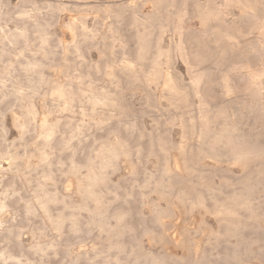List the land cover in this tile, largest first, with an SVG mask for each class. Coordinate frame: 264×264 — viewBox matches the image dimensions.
I'll return each mask as SVG.
<instances>
[{
  "label": "rangeland",
  "instance_id": "374dc122",
  "mask_svg": "<svg viewBox=\"0 0 264 264\" xmlns=\"http://www.w3.org/2000/svg\"><path fill=\"white\" fill-rule=\"evenodd\" d=\"M152 1L0 0V77H6L1 84L2 91L18 82L29 84L27 76L31 75H27L22 66L32 59L42 64L41 70L34 72L32 77L41 73L46 81L40 93L33 98L40 113L45 112L42 100L49 98L50 87L55 81L70 83L74 91L93 82L90 84L92 89L106 88L118 98V109H112L111 118L104 121H101L99 113L92 118L82 114L83 109H88L85 101L78 103L73 113L63 111L49 115L51 122L60 119L50 149L49 146L45 149L54 164L52 173H55L51 180L39 174L42 169L37 167L38 149L42 144L38 136L39 117L28 123L24 131L18 128L15 117L23 122L24 103L11 94L7 98L0 92V165L6 167V171H0V189H8L10 196L5 198L8 206L0 214V251H4L6 256V261L0 260V264H145L147 260L146 264H264V89L254 92L257 81L252 75L264 65V0H239L252 6L245 9L228 0H210L218 14L205 24L198 19L196 3L204 5L208 0H167L168 7L160 12L154 10ZM177 13L183 14L181 21ZM144 16L147 22H140ZM72 19L81 20L84 24L83 29H77L74 42L71 31L65 28ZM144 24H149V27ZM217 26L233 29L235 34L232 41L222 39L219 42V46L227 47L219 58V65L189 70L179 51L183 49L187 62L196 64L206 52L202 44ZM145 28H151L150 33ZM38 29L42 30L45 40L38 37ZM19 30L25 31V37L16 43L7 40L9 33ZM139 33L148 39L149 54L145 53L142 72L135 80L121 66L140 53L142 34ZM209 48L213 49L214 44L210 43ZM158 49L171 51H168L171 59L169 69L165 55L160 56L161 77L169 70L174 71L172 75L177 83L187 87L195 131L187 133L185 144L180 110L172 106L164 95L161 81L154 83L145 79V73L151 72L150 61ZM212 63V60L206 61L200 67ZM111 72L115 76H111ZM193 74L201 75L195 90L189 87ZM224 75H228V82L223 81ZM199 98L208 105V118L214 128L223 123V118L216 115L219 107H223L231 118V104L240 103L238 127L247 143L259 150L246 167L205 158L189 162L192 171L184 170L178 148L187 146L194 151L197 146ZM75 127L79 131L75 136L77 140L74 137L68 150L67 147L63 149L62 139ZM115 139L123 140L131 152V162L120 156L115 167L106 170L105 183L98 187L103 192L105 212L109 217L106 216L107 225L103 228L97 226L91 222L87 210L76 209L73 213L77 217L78 230H72L67 221L57 232L35 201L33 190L42 183L50 192L57 194L59 201L50 204L52 213L64 210L66 216L70 215L72 209L67 205L82 202V197L73 189L75 180L67 173L71 159L83 165L89 158L95 159L96 151L104 142ZM7 152L19 153L16 167L9 168ZM58 159L64 163L60 169L57 167ZM166 165L170 169L169 176L163 175ZM85 172L82 168L81 173ZM159 177H165L170 185V194L161 198L153 186ZM179 192L191 200L201 198L202 203L194 208H185L177 199ZM233 196L241 198L238 199L240 204L233 207L236 213L230 218L219 209ZM1 198L4 199L3 195ZM25 199L31 204L30 213L25 211ZM244 200L247 204L243 203ZM85 202L90 210H95L94 201L86 199ZM152 203L168 209L167 212L157 213L149 206ZM119 211L125 216L122 226L117 227L113 215ZM109 228L115 233L107 234ZM8 229L12 232L10 239L5 238ZM35 242H52L53 246L44 253L35 251L32 247ZM8 253L18 260L9 259ZM145 257L147 260L143 262Z\"/></svg>",
  "mask_w": 264,
  "mask_h": 264
},
{
  "label": "bare ground",
  "instance_id": "6f19581e",
  "mask_svg": "<svg viewBox=\"0 0 264 264\" xmlns=\"http://www.w3.org/2000/svg\"><path fill=\"white\" fill-rule=\"evenodd\" d=\"M166 1L167 0H153L152 3H153L154 10L160 12V10L165 9V6L168 7L169 4L167 5ZM228 1L230 3H234V4L239 5L241 7V9H245L246 7L247 8H252L251 5L248 6L246 4H242L240 2L241 0L240 1L239 0H228ZM185 5H186V3H185ZM121 6H124V5H121ZM134 7H133V10H134ZM177 7H178V5H177ZM183 7H184V4H183ZM126 9H129V8L127 7ZM180 11H182V10H180ZM139 12H137V13H139ZM196 14L198 15V19H199L200 23L205 24L209 20V18H211L213 16L214 17L217 16L218 9L215 7V5H213V3L210 0H208L204 5H202L200 3H196ZM182 15H183L182 13H177V17L179 18V21L182 20L181 19ZM156 17L158 18L157 15H156ZM141 20L142 21H140V22H143V23L147 22L145 16ZM199 21H198V23H199ZM155 22H157V21H155ZM149 24H150V22H149ZM149 24L148 25L144 24V25H147L149 27ZM139 25H140V23H139ZM144 25H143V27H144ZM65 26H66L65 27L66 29L71 31V34H72V37H73V42H74L75 36L77 35V29L80 30V28L81 29L84 28L83 22L81 20H78V19L70 20ZM140 27H142V26H140ZM172 27H173V25H172ZM213 28L214 29L211 30V34L207 35L206 42H204L202 44V47H204L206 49V52L204 53L203 56L199 57V59H198L196 64H190L189 62H187V60H186L187 57H186L185 52H183V49H181V52L179 51V54L181 53V57L186 62L187 68L189 70H193V69H209V68L218 66L219 65V63H218L219 62V58L222 56V54L225 52V49L227 48V47L219 46V42L222 39H227V40H231L232 41V39L235 37L233 29H230V28H227V27L224 28V27H221V26H217V27H213ZM21 29H23V28H21ZM145 29H149V28H145ZM150 29H149V33H150ZM176 29L179 30V26H177ZM38 30L40 31L38 37H40L41 40H45V36H44L42 30H40V29H38ZM154 30H155V27H154ZM35 32H32V33H35ZM37 34H38V32H37ZM139 34H138V36H139ZM141 34H142V37H141L142 39H140L141 40L140 53L137 55V57L134 56V57H136L135 59H132V60L127 59L125 62H123L122 66H121V68H123L124 70L128 71L130 73V75L132 76V78L135 79V80L139 79V74L142 72V63H143V60L145 59V56H146L145 53L148 50V39H147L146 36L143 35V33H141ZM147 34H148V31H147ZM152 34H153V32H152ZM22 37H25V31L24 30H19V31H15V32L9 33L6 38H7V40H9L10 42L13 43V42L17 41L19 38H22ZM0 41H2V40H0ZM23 41L25 42V39ZM77 41H78V39H77ZM198 42L200 43V41H198ZM201 43H202V39H201ZM210 43L214 44V48L213 49L209 48ZM9 44H11V43H9ZM0 45H2V43ZM26 45H27V43H26ZM221 45H222V43H221ZM73 46H74V44H73ZM76 46H77V44H76ZM228 46H230V44ZM0 48H1V46H0ZM38 48H39V46H38ZM41 48H43V46ZM6 49L9 51L8 48H5V50ZM66 49H67V47H66ZM174 49H175V47H174ZM67 50H69V49H67ZM168 51L163 52L162 50L158 49V52L156 53V55H154L153 59L152 60L150 59L151 60L150 61L151 62V65H150L151 72L145 73V79L148 80V81L154 82V83H158V82L161 81V84H162V87H163V90H164V95L169 100V102H170V104L172 106H174V107H176V108H178L180 110L179 114L181 113V115L183 117V120H181V121L183 122V141H184V144H185L186 143V139L188 138L187 137V133L189 132V133L192 134L195 131L194 130L195 127L193 126V124L191 122V120H192L191 109H190V105L191 104L188 101V98H187V95H186V92H187L186 91V88H187L186 84L184 85L185 87H182V86H180L177 83L176 79L172 75V73H174V71L170 72V70H169V72H167L164 75V77H161L162 66H161L160 56L162 54L165 55V57L164 56H162V57L166 58L165 64L167 65V68L169 69L170 68V64H171V61H170L171 59H170V56H169V52H171V51H169V52ZM0 53H2V52H0ZM135 53H136V51H135ZM147 53L149 54V52H147ZM28 57H30V56H28ZM211 60L213 62L212 63L213 65L212 64L211 65L208 64V66H205L204 68L200 67L202 65V63H204L206 61H211ZM148 61L149 60H147V62ZM172 63H173V61H172ZM21 64H23V63H21ZM186 64H185V66H186ZM41 65L42 64H40V63H38V62H36V61H34L32 59L31 60H27L26 63L23 64L22 69L24 70V72L27 75H31V77L27 76V78H29V84L28 85H24L23 81H22V83L18 82V83L14 84V85H11V88L9 87V89L7 91H2L1 90V84L3 83V81L5 80L6 77L5 78L0 77V92L4 96L6 95L7 98L9 97L8 94H11L16 99H18L22 103H24V105H23L24 106L23 122H21V121L19 122L17 120L18 117L17 116L15 117L16 118V126L18 128H20V129H22L24 131L28 127V123L36 121L37 117H39V119H38L39 122L37 121L38 122V127H39L38 136L41 139L39 141H41L42 144L40 143L41 146L38 149L39 152H38L37 158H38L39 164L37 165V167L42 169L41 170L42 173L40 171L39 174H43V177L45 179L53 180V174L55 172L52 173V166L54 164L52 165V160L48 158L45 149L48 146H49V149H50L51 141H52V138L55 136V134L57 132L58 124H59L60 119H57L55 122H51V120L49 119V115L53 114V113H57V112L60 114L63 111H67L69 113H73L74 112V108L78 106L77 104L81 103L82 101H85L87 103V105H88V109H86L84 107L85 109L82 110V114L88 115L90 118H92L93 115L99 113V114H101V121H104L105 119L111 118L112 113L110 111L112 109H114V108H117L118 104H117L116 100L118 98H116V94L115 93H112L111 91H109L106 88H101V89L99 88L98 90L92 89L90 84H92L93 82L89 83L88 86H86V87L84 86V89H80L79 91H74L73 88L71 87L70 83L60 84L59 82L55 81V82H53V84L50 87V91L48 93L49 94V98L45 99V100H42V106L45 109V112L44 113H40L39 110L37 109L36 104L33 101V98H34L35 95H38V93H40V90L42 89V84L45 85L46 81L43 78V75H41V73H39V75L36 76V77H32V74L34 72H39L41 70V68H42ZM15 66L16 65H14L13 67H15ZM173 68H174V65H173ZM19 69H20V67H19ZM107 70H109V69H107ZM173 70H175V69H173ZM223 70H225V68ZM118 71H119V69H118ZM201 72H203V71H201ZM225 73H226V70H225ZM14 74H16V72ZM63 75H65V74H63ZM252 75H253V78L256 79V81H257L256 82V88H255L254 92L255 91L256 92H261V90L264 89V81L262 80V76L264 75V65L262 66L261 69L255 70L252 73ZM111 76H115V74L113 72H111ZM175 76H177V75H175ZM227 76L226 75L223 76V81L224 82H228V77ZM200 77H201V75L199 76L197 74H193L191 76V81H190L189 87H191L192 89L195 90L197 85H198V83H199V80L201 79ZM78 81H80V80H78ZM70 82H71V80H70ZM199 101H200V103H199V126H198L199 129H197V132H196L197 133V146L194 149V151L192 150L191 147H187V146L186 147H181L180 146L178 148V155H179V157H180V159H181V161L183 163L184 170H187V171L191 170L192 171L193 168L191 169L188 166V163L189 162H194V161H200V160L203 161V159H205V158L212 159V160H214L216 162L224 161V162H227V163H230V164L246 167L247 164H248L249 159L251 157H254L257 154H259V150L255 146H252V144L250 146L249 143H247V140H246L244 134L240 131V129L238 127V123H239L238 120H239V117L241 115V105H240V103L239 102H234V103L231 104V109H230L231 110V118L226 113V111H225V109L223 107H219L217 109L216 115L223 118V123L218 128H214V127H212L211 122L209 121V118H208L209 117L208 105L201 98H199ZM14 102H16V101H14ZM229 120H231V121H229ZM196 128H197V124H196ZM124 129H125V127H124ZM78 132H79L78 131V127H75L74 129H72V131H70V134L68 136L66 135L67 136L66 138L62 139L61 144L63 146V149H65L67 147L66 149L68 150V146L71 145V143H72L71 141L77 135ZM74 139H76V137ZM159 143H160V141H159ZM60 152H61V150H60ZM60 152H59L58 155H60ZM135 152H137V150ZM52 153H53V149H52V152L50 154H52ZM156 153H158V152H156ZM6 154L9 155V157L7 158L9 168L12 167L13 165H14V167H16L15 166V162H16L17 155H19V153L16 155V154H9L7 152ZM95 155H96L95 159L92 160L91 158H89L87 163H85L83 165L78 164V162H75L72 159L70 161V165L68 166L67 173L75 180V182H74L75 183V186H74L75 188H73V189H75L76 193L79 194L82 197V202L81 203H79V204H75V203L71 204L70 203L71 205H69V204H68L69 206L67 205L68 208L72 209L71 210L72 213L70 215L66 216L63 213L64 210L60 211V212L52 213V211L50 210V204H55L59 200H58L57 194L55 192H50L46 188V186L42 185V183L37 184L36 188L33 190L35 201L39 204L41 210L46 215L47 220H49V222L51 223V225L53 226V228L57 232H60L63 229L64 224L67 221L70 222L72 230H78V224H77V220H76L77 217H75V215L73 213V210H76V209H85V210H87L89 212V214H90L91 222H93L97 226L103 228V227H105L107 225L106 216L108 217V215H106V212H105L106 208L104 207L103 192L101 190H99L98 187L105 180V177H106L105 172H106V170L108 168H114L115 165H116V161H117V159L120 156H124L125 158H127L131 162V159H130L131 152L125 147L123 140L115 139V141L104 142L100 146L99 150L96 151ZM70 158H69V160H70ZM29 160H30V158H29ZM130 162H129V164H130ZM175 162H177V161H175ZM57 163H58L57 167H59V169L64 164L63 161H61L59 159H58ZM20 164H21V162H20ZM136 164H137V162H136ZM32 166H34V165H32ZM175 167H174V169H176ZM5 168L6 167H3V164L0 165V171H4ZM82 168H85L86 172L84 174L81 173ZM24 169H25V167H24ZM17 170H18V167H17ZM36 170H37V168H36ZM30 172H32V171H30ZM65 172H66V170H65ZM20 173H21V171H20ZM169 173H170L169 167L167 165L164 166L163 175L164 176H169ZM31 176L32 175H30V177ZM54 177H55V175H54ZM37 178H38V174H37L36 179ZM151 179H153V178H151ZM166 181H165V177H162L159 180L154 182L153 186L155 187L156 192L160 195V198L163 197V196L164 197L168 196L170 194V190H169L170 189V185ZM31 183H29V184H31ZM148 183H150V180L148 181ZM13 184H14V182H13ZM27 185H28V183H27ZM0 186H1V180H0ZM70 186H71V184H70ZM8 187H9V184H8ZM29 187L30 186H28V188ZM7 191H8V189L4 190V191H1V189H0V214H2L6 210V208L8 206L6 201H5V198L10 197L8 195ZM9 191L12 192V190H10V189H9ZM11 192H10V194H12ZM2 195H3L4 199L1 198ZM62 197L64 198V196H61V198ZM32 198H33V196H32ZM239 198H241V197L239 196ZM239 198L237 196L230 197L228 199L227 203H225V205H223L219 209V212L225 214L227 217H230V218L233 217L234 213H236V212H234V210H236V209H234L233 207L235 205H239L240 204L238 202ZM27 199H28V197H27ZM27 199H25L24 207H25L26 213H30L32 211V208H31L30 202ZM86 199H90V200L95 202V206H96L95 210H90L89 209L88 205L85 202ZM177 199L183 204V206L185 208L187 207L189 209L190 208H194L197 205H200L202 203L201 198H197L196 200H191V199L187 198L182 192H179V194L177 196ZM64 201H65V199H64ZM166 201H167V199H166ZM243 203L247 204V201L244 200ZM168 204H170L169 201H168ZM168 204H167V206H168ZM149 206H152L153 209L159 214H163L164 212H167V210H168V209L159 208L156 205V203L155 204L152 203ZM246 208H248V207H246ZM171 210H172V208H171ZM216 212H217V210H216ZM169 214H170V212H169ZM235 215H237V214H235ZM124 216H125V214L122 211H119V212H117V213H115L113 215L114 219L116 220L117 227L122 226ZM162 220H163V217H162ZM226 220H227V218H226ZM229 228H231V227H229ZM11 229L7 230V234L5 235V238H9L10 239V235L12 233ZM106 233L109 234V235H112V234L115 233V231H113L112 228H109L108 230H106ZM232 235H234V234H231V236ZM52 246H53L52 242L43 243V244L39 243V242H35L32 245V247L35 249V251H40V252H44V253H45L46 249H48V248H50ZM7 257L9 259L18 260L17 257L13 256V254H11V253H8ZM146 258L147 257H145V259L143 258L144 259L143 262L145 260H147ZM0 260H2L3 262L6 261V256L4 254V251L3 252L0 251ZM147 261L145 262V264L147 263ZM150 264H152V263H150Z\"/></svg>",
  "mask_w": 264,
  "mask_h": 264
}]
</instances>
